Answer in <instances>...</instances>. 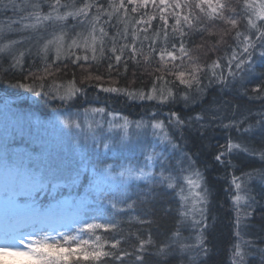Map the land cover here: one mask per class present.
Returning <instances> with one entry per match:
<instances>
[{
	"label": "snow or ice",
	"instance_id": "6c2138e0",
	"mask_svg": "<svg viewBox=\"0 0 264 264\" xmlns=\"http://www.w3.org/2000/svg\"><path fill=\"white\" fill-rule=\"evenodd\" d=\"M8 12L13 16L0 25V60L8 62L5 75L16 68L23 72L33 48L20 47L22 38L4 37L30 31L38 37L33 63L38 60L43 65L45 75L40 80L52 76L51 67L59 63L81 69L95 65L98 73L99 66L107 61L109 78L113 72L126 76L130 66L136 71L150 68L147 74L151 84L146 90L100 83L95 87L104 93L123 95L129 102L172 107L164 119L158 118V111H152L147 121L132 122L121 117L123 123L117 124L115 114L106 112L105 107L69 112L82 96L87 100L86 90L77 86L75 74L67 83L53 80L51 84H10V88L23 89L34 98L59 100L69 115L61 112L56 119L41 121L32 114L14 111L8 98L0 97V222L4 224L0 256L24 258L19 264H145L149 256L155 257L157 264H169L173 258L178 264H208L212 257L209 232L214 227L208 215L211 192L192 154L183 151L181 142L186 131L203 139L209 130L219 128L227 133V140L219 145L215 161L231 167L235 152L258 158L264 165V72L254 75L257 67L264 68V0H242L239 12L227 0H0V13ZM238 17L244 21L243 30ZM154 21H159L158 26ZM13 24L19 28L13 29ZM217 24L230 27L221 31L207 51L215 52L230 34L235 46L226 60L217 57L201 64L192 57L189 45L194 36L203 40L205 33L216 35L211 29ZM196 47L203 48L204 44ZM221 60H225L223 65ZM169 75L174 79L168 80ZM103 79L102 75L89 73L81 83ZM204 79L207 85L202 84ZM252 79L260 80L251 89L254 95L247 87ZM176 81L185 91L174 90ZM213 86H218L222 94L234 91V99L261 101L256 118L251 109L242 110L241 105L223 95L193 115L182 116L175 109L179 103L185 111L203 105ZM229 109L231 118L224 123ZM96 114L101 120L89 122V117ZM105 115L113 117L107 121L108 130L119 128L123 133L118 138L105 135ZM132 128L145 136L151 129L154 139L141 140L137 135L134 140ZM49 131L52 138L46 139L42 133ZM233 131L239 140H234ZM25 134L31 139L21 146L17 137L22 142ZM67 134L73 136L78 152L64 151L60 138ZM254 138L260 139L258 147ZM132 145L143 156L142 164L131 160L104 162L109 154ZM226 156L229 159H224ZM57 180L63 184L55 183ZM133 182H137L138 189L139 182L144 187L129 195ZM230 184L234 212L230 264H264V223H252L256 219L264 222V166L242 171L239 176L233 171ZM184 185L190 195H184ZM61 186L83 188L84 194L79 200L53 198L45 202L41 198L51 194L49 188L54 191ZM169 190L180 196V219L166 240L158 242L150 230L155 219L144 217H156L158 212L163 217L171 212L170 206H163L162 198ZM92 204L97 205V215L90 218L91 222L72 217L74 208ZM137 205L141 216L132 219L149 226L146 235L130 229L125 233L121 227L124 221L117 218L136 211ZM70 224L82 226L71 228ZM185 224L195 231L194 243L188 242L191 236L181 235ZM61 227L66 230L60 231ZM98 230L104 234H97Z\"/></svg>",
	"mask_w": 264,
	"mask_h": 264
},
{
	"label": "trees",
	"instance_id": "16d2710c",
	"mask_svg": "<svg viewBox=\"0 0 264 264\" xmlns=\"http://www.w3.org/2000/svg\"><path fill=\"white\" fill-rule=\"evenodd\" d=\"M194 2V0H193ZM233 7L240 11V5L242 0H227ZM183 3V0H181ZM149 11H152L151 9ZM187 11V9H185ZM13 14L8 12L7 14L0 13V25H4L5 22L8 21L9 17H12ZM18 17H14L17 19ZM240 21L241 30H243L244 21L241 17H238ZM173 21L170 19L169 23L171 24ZM154 25L158 26L159 21H154ZM13 29L19 28V25H12ZM228 25L217 24L211 30L216 33V35L208 36L207 33L204 35V39L202 40L200 36L193 37V43L189 45L192 49L191 55L194 59L198 58L201 64L210 63L212 60H215L217 57H225L231 54V48L235 46L234 41L232 39V35L225 37V41L221 43L215 52H208V48L220 38V33L222 30L227 29ZM51 31V29H49ZM111 33L113 30L108 29ZM46 34V35H45ZM45 37H47V33H45ZM5 39H23L24 43L20 46L23 47L28 45L33 48V55L27 57L24 63L23 72L20 71L19 68H16L6 75L4 74V70L8 68V62L5 60H0V97H7L8 100L14 105V111L19 113H28L32 114L35 117L46 120L52 117H59L61 112H64V109L61 107V102L59 100H41L40 98L32 97L31 93H27L23 89H13L10 88V84H14L17 81H22L24 83H31L35 81L37 85L40 83L51 84L53 80L57 82L67 83L68 81L73 79V74H75V80L77 82L78 87H82L86 90L87 100L82 96L79 101L74 103L69 112L75 113L77 111H83L85 107H105L106 112H112L115 114V117H126L129 121L135 122L143 119L144 121L149 120L150 114L152 111H158L160 113L159 119H164L166 114L169 111V108L172 105H164L157 106L155 102H129L125 96L118 94H110L104 93L97 87L96 84H103L105 87L108 86H116L120 88H129V89H147L151 84V76L147 73L151 72L150 68L145 71V69H141L140 71H136L134 68L130 66L127 75L125 76L123 73L117 75L115 72L112 73L111 78L108 77L107 74V61H104L99 66V72L97 73L95 65L89 67L85 65L84 69L77 67L71 63H59L51 67L50 71L53 73L52 76H47L45 80H40L39 77L45 75L43 71V65L40 61L35 59V49H36V41L38 39L37 35L30 31H22V32H14L11 36H5ZM204 44L203 48H197V45ZM207 53V54H206ZM225 60H221V64L225 63ZM83 63V62H82ZM179 63V61H177ZM188 61H185L187 64ZM259 63V60H257ZM136 71V75H133V72ZM227 70L225 69V72ZM261 72H264V68L257 67L254 75L259 76ZM31 73V74H30ZM89 73L96 75H102L104 79L102 81H86L85 83H81V80L87 76ZM168 80H173L174 77L169 75L167 76ZM134 81V82H133ZM208 81L206 79L202 80V84L207 85ZM257 83H260L258 79H252L251 83L247 85L249 89V94L251 93V89L255 87ZM176 88L174 89L177 93L185 91L184 86L179 85L178 81H176ZM166 87H171L168 85ZM195 86L193 88L194 92ZM243 91V89H240ZM224 96L225 99L232 101L233 103L239 104L242 106V110L251 109L253 113V119L256 118L258 112L261 109V101L253 100L249 101L247 97L243 98H235L236 93L233 91L230 94L221 93L218 86L211 87L208 92L206 99L203 102V105H197L194 108H190L187 111L183 109L182 103L175 105V109L181 113L182 116L193 115L196 112H199L201 107H207L209 103L213 100L219 99L221 96ZM69 112H64V116H68ZM51 132V131H50ZM46 139H51L53 134L42 133ZM185 139L181 142V147L184 152H189L192 154L193 159L196 161L195 167L200 170V172L205 177L206 186L210 189L211 192V203L209 205V222L214 225L209 232V241L210 247L212 248V257L208 261V264H230V257L232 254V244L234 242L233 236V219L234 212L232 208V201L230 199L232 192V186L230 181L232 179L233 171L235 175L239 176L242 171H247L249 169L260 168L262 165L258 158H251L243 153H235L231 157V167L226 164L219 163L215 161L214 156L221 149L219 145H225L227 140V133L217 128L215 131L209 130L206 133L203 139L195 132H185ZM232 136L234 140H239L237 134L233 131ZM31 138H25L22 142H20L19 136L17 137L18 142L22 145H26L29 143ZM62 142V146L65 152H68L71 149L73 152L79 151V146L74 142L73 136L69 134V137L64 135L60 138ZM253 143L255 146L260 145V139L254 138ZM77 145V146H76ZM31 147H36L35 144H32ZM143 157L140 159H134L133 163L142 164ZM224 159H229V157H225ZM116 160V161H115ZM120 160L109 158L107 156L105 158V163H116L119 164ZM55 183L63 184V181L57 180ZM86 182V181H85ZM137 182H133V187L129 191V195H132L135 192H139L143 187V182L140 183V188H136L135 184ZM51 194L46 197H41L45 199V202L53 201L55 199H69V200H79L81 196L84 194V189H72L68 187H59L56 190H52L49 188L48 190ZM164 200V207L170 206L171 212L166 216L162 217V214L158 212L156 217H144V218H153L155 219V223L150 226V230L152 232L153 238L160 242L165 241L166 238L171 234L176 226V222L180 219L178 215V211L180 208V196L176 195L174 191L169 190L168 192L163 193L162 196ZM135 199V196H133ZM108 212H111V209L108 205L104 206ZM158 209L161 205L156 206ZM97 215V205H85L80 208H74L72 210L73 218H81L86 219L92 216ZM141 216V212L139 210V205H137L136 211H130L127 215H122L117 217L120 220H123L124 223L121 227L124 229V232L127 233L129 229L136 233L145 234V230L149 228L148 225H140L136 223L133 217ZM131 220V223L129 221ZM255 225H260L262 222L259 219L252 221ZM71 228H79L82 225L79 224H70ZM30 230V229H29ZM65 228H60V231H65ZM181 235L182 237H192V240L188 241L189 243L195 242V232L192 231L188 224L181 226ZM256 229H252L254 233ZM97 234H104L103 230H98ZM134 242V241H133ZM0 264H6L0 260ZM145 264H157L155 257L149 256L145 260ZM169 264H178L177 259L173 258L169 261Z\"/></svg>",
	"mask_w": 264,
	"mask_h": 264
},
{
	"label": "rangeland",
	"instance_id": "374dc122",
	"mask_svg": "<svg viewBox=\"0 0 264 264\" xmlns=\"http://www.w3.org/2000/svg\"><path fill=\"white\" fill-rule=\"evenodd\" d=\"M46 35V34H45ZM29 45V44H28ZM28 45H25L23 46L22 48H27ZM208 107V106H207ZM237 115H239V113H237ZM57 117H52L50 119H46V120H52V119H56ZM231 118V109L228 110V113L225 114V117H224V123H228V120ZM92 119H95V120H101V116L99 114H96L93 116H90L89 117V122H91ZM41 121H45V120H42L40 119ZM113 120V117L112 116H108V115H105L103 117V121H104V129H105V135L108 136V137H112L114 139L118 138L120 135H122L123 133L121 132V130L119 128H113L112 130H108V124H107V121H112ZM115 123L117 124H120V123H123V120L119 117H115ZM50 134H52L50 131H49ZM130 134H132L133 136V139L135 140L137 138V135H139V138L141 140H148V141H151L153 140L154 138L151 136V129L148 130L147 132V135L145 136V134L143 132H140L139 134L137 133V130L135 128H132L130 129ZM67 137H69V134L66 135ZM29 136L27 134H25V138H28ZM60 143H62L60 141ZM77 146V145H76ZM180 155L179 152L176 153V156L178 157ZM109 158H112L113 159H117V160H120L119 162L121 161H126V160H131L132 162L134 161V159H140V157H143L139 150L136 148L135 145H132L130 149L128 150H124L122 152H119V153H115V154H109L108 155ZM116 161V160H115ZM142 161L143 158H142ZM111 163V162H109ZM184 188H185V191H184V195H190L189 192H188V188H187V185H184ZM189 206H191V199L189 200ZM91 217L89 218H86L84 220H88L89 222H91L90 220ZM4 229V224L2 222H0V232H2ZM194 231V230H192ZM195 232V231H194ZM24 258L22 257H14V256H0V260L3 261L4 263L6 264H19V262L21 260H23Z\"/></svg>",
	"mask_w": 264,
	"mask_h": 264
}]
</instances>
